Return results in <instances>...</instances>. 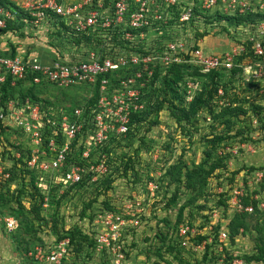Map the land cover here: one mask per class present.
Masks as SVG:
<instances>
[{"label": "built area", "instance_id": "2783aa9c", "mask_svg": "<svg viewBox=\"0 0 264 264\" xmlns=\"http://www.w3.org/2000/svg\"><path fill=\"white\" fill-rule=\"evenodd\" d=\"M16 6L22 13L15 7L0 4L1 33L11 31H3L8 22L27 26L44 23L49 30L56 31L60 21L65 26L60 28L61 35L68 42L80 38L79 44L71 47L74 55L69 56H65L61 48L51 56L29 54L21 57L0 53L1 181L10 176L8 168L1 167L4 165L2 160H9L11 167L15 159L25 154L24 168L34 176L35 186L43 196V206L47 205L48 195L55 188L62 194L106 172L104 157L99 159L96 168L93 163L82 164L83 159L88 160L87 147L96 148L113 137L127 134L130 116L145 109L146 95L156 86V82H151L155 69L162 75L172 64L187 63L204 73L230 70L241 66L238 56L247 52L246 43H249L255 61L244 67L243 74L257 78L264 71V17L248 23L255 31V37H247L245 42H238L219 54L189 46L181 37L175 38L172 29L173 25L182 28L193 21H203L198 12L225 16L264 14V0H21ZM77 85L88 86L89 92L86 101L73 106L61 107L37 94L38 90L49 86L67 89L77 88ZM185 89V98L189 102L197 83L187 80ZM95 90L97 98L89 104ZM223 93L219 87V102L223 100ZM11 132L22 135L24 142L13 144L9 140L7 144L5 138ZM85 134L87 137L83 139ZM245 145L253 150L251 144L241 143L242 148ZM78 146H83L81 160L73 163L68 156ZM248 177L245 187L242 181L237 183L227 179L214 188L217 199L222 197L227 204V215L251 213L253 205L246 202L245 197L256 200L259 210L264 209L263 189L250 194L245 190L251 183L257 187L262 184L264 168L248 172ZM148 188L154 190L157 186L149 182ZM126 216L116 211H102L96 216L102 228L94 234V249L98 253L112 252L111 264H119L124 257L122 238L126 226L138 223L136 214ZM4 224L9 233L18 225L12 215L4 218ZM196 231L200 232L187 224H179L178 244L188 247L189 234ZM213 237L210 235L196 247H204L207 241H213ZM216 237L218 249L222 251L223 241L228 238L226 227H219ZM69 252V239L63 238L50 246L29 249L26 259H17L12 264H61ZM223 259L224 254L220 259L224 264ZM242 262L241 258L235 257L228 264ZM0 264H6L1 256Z\"/></svg>", "mask_w": 264, "mask_h": 264}, {"label": "rangeland", "instance_id": "374dc122", "mask_svg": "<svg viewBox=\"0 0 264 264\" xmlns=\"http://www.w3.org/2000/svg\"><path fill=\"white\" fill-rule=\"evenodd\" d=\"M11 1L16 4L21 0ZM214 15L211 23H206L207 25L202 20L193 21L182 28L173 25V36L181 37L189 46H199L204 52L213 54L230 50L247 37L256 36L253 27L248 25L250 22L232 25L227 20L220 21L221 19ZM22 25V29L27 27L25 24ZM28 27L24 32H20L19 28H14L15 32H12L17 37L34 39L29 44L27 52L36 55L48 54L47 49L53 50L54 54L58 52L52 42L56 44V40L60 42L64 36H49V28L44 23ZM206 30L208 33L203 37L198 34ZM3 33L0 32L1 49L14 41L9 32ZM57 44L64 50L65 56L74 55L73 48L71 49L67 43ZM246 44L247 52L243 54L245 58L240 61L241 66L235 68L238 71L235 73L225 71L218 76L223 84L225 100L212 101L214 104L212 114L203 109L198 114V119L183 126V130L167 110L162 109L156 125L149 126L146 121L132 126L130 134L107 141L106 146L91 149L87 147L88 160L83 159L82 164L93 163L92 166L96 168L100 163L99 159L104 157L102 159H105L107 165L106 172L97 179L85 181L62 194H59L56 188L52 190L45 202L47 205L43 206L42 203L40 207L38 220L33 218V213L26 210L31 207L26 193L21 198L25 204V213L19 212L13 200L11 194L16 193L21 179L2 182L0 177V196L5 199L0 202L2 260L6 264H12L17 259H24L25 255L22 253L25 248L50 246L58 241L57 236L65 238L67 230L77 227L88 235V240L83 243L81 251H77L76 245L70 244V252L61 264H111L112 252L98 253L94 249L95 246L89 245V241L92 242L94 239V234L102 228L96 216L99 212L109 211L108 205L116 212H123L125 216L136 214L138 218L136 225L128 223L126 226L122 238L124 257L119 264H223L220 259L223 254L225 256L224 250L211 247L207 258L203 259L205 245L196 247L195 239L188 247L179 245L176 232L181 223L199 230L202 234L208 232L209 227L218 230L223 225L228 233V238L223 241L228 254L240 256L243 264H264V254L261 259H256L260 255L259 248H264V209H260L254 217L236 218L232 214H226V208L223 209L224 206L218 203L214 193V188L227 179L238 181L237 183L242 181V186L245 187L250 179L248 168L251 166L264 168V107L258 113H254L251 107L252 104L264 106V71L257 78L243 74L244 67L255 61L253 54L248 52L249 43ZM193 69L188 68L194 74L190 77L192 79L188 78L190 83L196 82L197 89L206 86L209 78L201 75L205 73L200 68L199 71ZM87 92L89 87L85 85L67 89L49 86L44 90H38L37 94L61 107H67L86 101ZM228 105L245 109L247 113L237 119L230 117V123H226L225 119L228 118L226 115L224 118L214 116L220 112L221 107ZM216 133L231 136L221 143L213 155L214 158L219 157L218 155L226 156L223 165L208 176L205 186L197 187V184L196 189L191 190L186 185L185 172L194 167L203 166L205 170L209 167L205 164L207 159L205 151L211 147L206 138H212ZM86 137L85 134L83 139ZM9 140H12L13 144L24 142L23 136L15 132H11L8 138H5L7 144ZM241 143L251 144L253 150L247 149V145L242 148ZM82 148L83 146L75 147L70 156L71 162L78 163L81 160ZM128 158H131L132 163L128 165L125 174L124 165ZM180 160L184 161L186 167L180 168L184 180L179 183L175 176L169 171L167 173V169L176 166ZM2 161L4 165L1 167L9 169L10 161ZM108 178L111 181L109 185H105L104 182ZM149 182H153L157 188L150 190ZM27 185L30 189L31 185L29 183ZM259 185L257 187L251 183L245 190L248 194L257 189L264 191V177L262 184ZM261 195L264 196V192ZM171 198L174 199L173 202H169ZM244 200H247V197ZM181 205L185 207L180 222H177V212ZM8 215L15 216L18 224L16 230L10 233L6 231L4 224V218Z\"/></svg>", "mask_w": 264, "mask_h": 264}, {"label": "trees", "instance_id": "16d2710c", "mask_svg": "<svg viewBox=\"0 0 264 264\" xmlns=\"http://www.w3.org/2000/svg\"><path fill=\"white\" fill-rule=\"evenodd\" d=\"M0 4L5 7H10V6L15 7L19 9L20 11V8L16 6V4L11 0H0ZM197 15L203 18L205 25H207L206 23H211V19L215 16V15L214 16L208 15L202 12H198ZM216 17L219 20L221 19L220 21L227 20L229 21V23H232L233 25V24H242L246 22L254 23L257 20L262 19L264 17V14H244V15H237V16H225V15L217 13ZM170 22H174V21H170ZM13 23L14 22H8L6 28H4L3 31L11 30L12 28H18V25L19 27L21 25V24H13ZM55 25L56 24H54L53 26ZM59 26L60 28L65 27L62 22L60 23V21H59ZM60 28L59 29L57 28L56 31L49 30L48 35L52 37L53 36L55 37V35H61L62 32ZM206 33H208L207 30L199 32L198 34L202 35L203 37L204 34ZM70 41L72 42H68L66 39L61 38L60 42L56 40V44L52 42V45H54L56 49L60 48L59 47L60 45L57 43H60V44L67 43L69 47H72L75 44L76 45L79 44L80 38L75 37ZM248 52L252 54V51H250V48ZM243 58H245V55L243 54H241V56H238V62L240 63V61ZM188 68H194L193 70L199 71V68L197 66L187 64V63L172 64L170 67L165 69V73L162 75L157 72L158 69H155V73L152 76L151 82L152 83L156 82L155 83L156 86L155 88L151 90V92L148 93L149 95H146V97L148 96V99L146 100L145 109L142 112L134 113L130 116L129 131L127 132L126 135L130 134L132 130V126L140 125L143 122L148 121L149 126L156 125L159 119L158 115L162 109L167 110V112L170 114V116L175 121V123L181 126V128L184 130L183 126H186L188 123L193 122L194 120H197L198 114L201 113L203 109H206V111L209 114L210 113L212 114L214 112L213 110L214 104L212 103V101L219 102V99L217 97V89L219 87L223 89L222 87L223 84H221L222 82L219 80L220 77H218L220 76V73L225 72V71H228V72L231 71L232 73H235L236 71H238V69H235L237 67H234L231 70H225V69L218 70L217 69V70H211L205 74H201L202 76L209 78V80L207 81V85L203 86L202 88L200 87L199 89H196V92L193 94L192 99L189 102H187L185 98V93H186L185 83L188 80V78L194 75L192 71L188 70ZM223 96H224V93H223ZM223 96L221 98L225 100V96L224 97ZM96 98H97V90L94 91V97L92 99H89L88 103L92 104L94 100H96ZM251 107L254 113H258L264 106L252 104ZM221 108L222 109L220 110V112L215 113L214 116L216 117L221 116L223 118L225 117V115L228 116L227 120L225 119L226 123L229 122L230 117L237 119L247 113L245 109H241L239 107L230 106V105L223 106ZM187 131L188 130H186V132ZM230 137L231 136H229L228 134L216 133L212 136V138H208V137L206 138V140L210 142V147H211L209 150L205 151L206 157H207V159L205 160L206 161L205 164H208L209 167L206 170L203 168V166L194 167L190 170H187L184 176L186 179L187 187H189L191 190H195L197 184H198L197 187L201 185H204V186L206 185L208 176L212 172H214L217 168H220L223 165L222 162L224 158L226 157V156L222 157L218 155L219 157L214 158L213 155L215 151L220 147L221 143L224 140L226 141L227 138H230ZM118 138L113 137L110 141L116 140ZM105 144H103L102 146H106ZM24 156L26 155L24 154L22 155L21 158L15 159L12 167L8 169V172L10 173L9 178H7V180H4V181L10 182V181H14L17 178L21 179L19 188L16 190V193L13 192L11 194L13 196V200L17 204V209L19 210V212L25 213L24 211L25 204L24 202L21 201L22 200L21 198L26 193L25 196H28V200H29V203H31V207L29 209H26V208L25 209L28 210V213H33L34 214L33 218L38 220L40 218L38 212L43 203V196L38 191L37 187L35 186L34 176L29 174L28 171L24 168V164H25L23 160ZM128 159H129L128 162L124 165L125 174H126V169L128 168V165L132 163L131 158H128ZM68 160L71 161L70 155L68 156ZM182 166L183 168H185L186 164L184 163V161L180 160L178 161L176 166H171V167H168L167 169V173L169 171V173L172 176H175V180L179 183L183 182L184 180L183 174H181L182 172L180 171L182 169L181 168ZM254 169H256V167L251 166L248 168V171H252ZM110 181L111 180L108 178L106 179L104 184L109 185ZM27 183L31 185L30 189H28L29 186L27 185ZM2 201H5V199H3L2 196H0V202L2 203ZM173 201H174L173 198L169 200V202H173ZM249 201L253 205V211L251 213L245 212V213H240V214H234L233 216L236 218L237 217L242 218L243 216L254 217L255 215H257V213H259L260 210L258 209L256 205V200H253V199L249 200L247 198L246 202L249 203ZM169 202L167 203V205L169 204ZM218 203L224 206L223 209L226 208L227 210V204L225 203L222 197L218 199ZM184 207L185 206L183 205L179 207V210L177 212V222H180L182 218ZM107 208L109 211H115V210H112L114 209L113 207H110L108 205H107ZM226 214H227V211H226ZM217 232L218 230L217 228H215V230L208 231L207 234H202V232H198V231H196L193 235L189 234V241L193 242V240L195 239L196 243L194 245L196 246L201 244L203 241H205L210 235L214 236L212 242L205 243L203 259L207 258L209 248L215 247L216 249H218V243L216 240ZM66 236L67 237L65 236L64 237L69 239L70 244L76 245L77 251H81L84 247L83 243L88 240V235L84 234L77 227L67 230ZM57 237H58V240L63 239V236H57ZM89 245L95 246V240L92 239V242L89 241ZM223 250L225 253V256L223 259L224 264H228L229 260L234 259L236 256L234 255L232 256L231 254H228L227 253L228 250L226 249L224 244H223ZM28 251H29V248H25L22 255H25ZM259 251H260V255L256 259H261L262 255L264 254V248L260 247ZM237 257L241 258L240 256H237ZM24 259H26V257ZM244 259H245L244 261L247 262V259L246 258Z\"/></svg>", "mask_w": 264, "mask_h": 264}, {"label": "crops", "instance_id": "0c3cea01", "mask_svg": "<svg viewBox=\"0 0 264 264\" xmlns=\"http://www.w3.org/2000/svg\"><path fill=\"white\" fill-rule=\"evenodd\" d=\"M22 26L20 25V27H19V25H18V28H19L20 32H24L26 29L29 28L27 26V27L22 29ZM8 32L11 34L12 38L14 39V41L12 39L13 43H11L10 45L5 46L4 49L0 48L1 49L0 53H3L5 55H9V54L10 55H18V56H21V57L29 55L30 53L27 52L29 50L28 46H29L30 43H32L34 41V39H30L28 37H23V38L17 37V35L12 34V32H15L14 28H12L11 31H8ZM8 32H6V33H8ZM48 32H49V30H48ZM25 34H27V33H25ZM6 38H8V36H6ZM47 50H48V55L51 56L53 54V50H49V49H47Z\"/></svg>", "mask_w": 264, "mask_h": 264}]
</instances>
